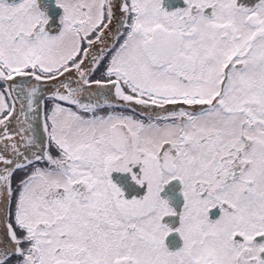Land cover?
<instances>
[{"label": "snow or ice", "instance_id": "1", "mask_svg": "<svg viewBox=\"0 0 264 264\" xmlns=\"http://www.w3.org/2000/svg\"><path fill=\"white\" fill-rule=\"evenodd\" d=\"M0 264H264V0H0Z\"/></svg>", "mask_w": 264, "mask_h": 264}]
</instances>
